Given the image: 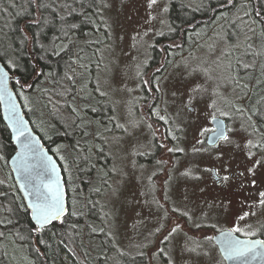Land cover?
I'll list each match as a JSON object with an SVG mask.
<instances>
[{
  "label": "snow or ice",
  "instance_id": "1",
  "mask_svg": "<svg viewBox=\"0 0 264 264\" xmlns=\"http://www.w3.org/2000/svg\"><path fill=\"white\" fill-rule=\"evenodd\" d=\"M24 3L22 11L10 13L17 7L15 0H0V161L4 167L11 162V171L0 178V264L9 258V245L13 253L25 246L30 252L20 260L13 255L9 264H56L53 257H59V264L264 261V239L256 238L264 235V223L254 227L250 222L259 219L253 209L264 210V0H199L195 5L179 0L184 16L178 23L170 17L176 0H143L146 15L136 21L134 34H127L119 20L133 0ZM194 12L209 16L211 33L207 24L195 22ZM9 16L24 19L13 26ZM124 18L132 21L130 13ZM99 25L104 26L105 40L93 41L84 27L100 32ZM126 34L127 53L121 47ZM101 43L104 50L93 72V60L85 52ZM186 43L195 45L187 56ZM117 48L133 62L126 70L118 67ZM150 51L160 56L154 68ZM118 76L135 80V87H113ZM117 91L142 93L133 97L136 103L123 116L117 113L120 101L111 99ZM103 101L111 114L88 119L87 113H99L95 105ZM169 109L174 110L171 116ZM136 112H142L141 119H133ZM152 117L168 126L166 135L157 137ZM191 124L197 125L191 152H207L195 146L207 142L215 149V159L224 162L219 169H204L213 173V183L224 195L194 208L188 207L192 201L187 192L173 199L168 160L157 159L160 167L145 183L146 165L134 159L154 154L141 151L144 128L162 156L184 154L181 142ZM34 126L42 136L34 134ZM77 133L79 138L70 144L43 143L53 135ZM238 152L244 159L234 169ZM97 156L108 157L106 164L112 166L98 168ZM160 173L165 177L157 195L153 177ZM180 176L201 179L191 168ZM133 180L141 189L129 199L125 192ZM233 187L246 193L239 201L242 211L231 227L219 229L208 221L213 214L228 212ZM93 217L103 226L89 223Z\"/></svg>",
  "mask_w": 264,
  "mask_h": 264
},
{
  "label": "rangeland",
  "instance_id": "2",
  "mask_svg": "<svg viewBox=\"0 0 264 264\" xmlns=\"http://www.w3.org/2000/svg\"><path fill=\"white\" fill-rule=\"evenodd\" d=\"M199 3V0H193V4ZM131 14L132 21L129 22L125 20V16L128 14ZM112 15H115V11L112 13ZM146 15L144 10V3L143 0H133V3L129 4L121 13L119 20L124 25L127 34H134L132 32L133 27H138V24L136 21L140 20L142 17ZM206 25L205 23L201 24L200 26L203 27ZM209 27L207 31L211 33L212 27L214 25L207 24ZM158 28L160 25H156ZM117 31H120V29H117ZM126 34L125 40L123 41L121 47L123 48L124 52L127 53L130 51L129 44L130 41L128 39V35ZM190 47L184 51V55L187 56L189 51H193L195 49L194 44H189ZM104 50V49H103ZM148 55H151V51L147 53ZM198 54V53H194ZM105 57L108 59H112V57H108V54L104 53ZM131 55L134 56L136 53L134 51L131 52ZM115 56L120 57L118 61V67L120 70H126V65H131L133 62L130 59V57L126 55H122L121 48H117L115 52ZM143 58V57H141ZM103 63H107V59L104 60ZM132 75V72L129 71V76ZM135 80L129 79L127 77H117V80L113 84V87L119 89L123 87L124 84L127 85L129 88L135 87ZM142 95L140 92H133L131 95H129L127 92L124 91H117L112 94L111 99L113 101H120L119 106L117 107V113L121 116L125 115L127 112V107H130L131 104H135L136 100L133 99V97L139 98V96ZM139 107V105H138ZM159 107L161 108V114H165L163 112L164 104L160 102ZM99 113H101L102 116H106V113H109L108 106L106 104L102 105L98 108ZM173 109H169V115L171 116ZM66 114V113H65ZM142 112H136L133 116V119H141ZM156 120V119H155ZM153 118H151V122H153L157 128V137H159L161 134L167 133V127L163 124V122L155 121ZM123 122V120H121ZM228 126L233 125V121L227 120ZM211 126V125H208ZM116 135H120V132L118 130H114ZM197 135V125L191 124L187 129V136L186 139H184L181 142V146L185 148V153H176L174 156L172 154H163L162 156V150L158 148H152L151 143H149L150 140V132L148 129L144 128L142 129V132L140 134V143L142 145L141 151H144L146 153L151 152L154 153L153 155H145V156H136L134 159L136 160L137 165L145 164L146 170L142 173V177L144 179V182L146 183V178L148 175L151 174L152 171L157 170L160 166L156 164V160L163 158L165 160H168L167 165L165 167L167 169H170L172 171L173 175V181L171 184V191L173 199L180 200L181 194L187 192L191 199V203H188V207L194 208L196 204H199L203 206L204 201L207 200L209 203L217 202L216 198L222 197L224 195L223 192L213 183L214 175L212 172H206L204 171L205 168H221V164L224 162L217 161L215 159L214 153L215 149L209 146L207 143H205L203 146L201 145H195L196 147H204L207 148L208 151L204 153H198L193 154L191 152V148L194 145V137ZM147 138V139H146ZM237 139H242V134L236 133ZM96 143V141H93ZM170 145L171 142L169 141ZM107 151V150H106ZM149 158H148V157ZM146 157L148 159H146ZM171 157V159H169ZM243 153L238 152L236 155V160L232 161L233 168L235 169L236 165L243 161ZM108 157L105 156H99V162L103 164V161H107ZM147 162H146V161ZM178 161V163L176 162ZM117 164L121 163V161L117 160L115 161ZM107 167L110 168L112 166L111 163H107ZM173 164H175V167H173ZM242 166V165H241ZM186 168H191L193 170V174L196 176H200V180H193V179H185L180 176V173L185 171ZM7 173L4 171L1 161H0V178H3ZM137 175H141L139 168L137 169ZM165 177V173H160L156 177H153L154 181L157 185V195H159V183L162 182V180ZM141 189V185L138 184L135 180H133L129 185L125 192V195L132 199L134 196L138 195L139 190ZM203 189V191H201ZM232 199L233 203L229 206V210L227 213H224L217 217L215 214H213L208 221L209 223H216L217 228L224 229L231 227V221L235 218V215L240 213L242 211L239 201L243 198L246 193H240L235 187L231 189V191L228 193ZM253 211L258 212V218H252L250 221L254 227H258L259 223H264V210H257L253 209ZM131 213H129V223H131ZM99 220L94 223L96 227L99 228L101 220L99 217H97ZM151 223H149V227H151ZM208 234H211V229H208ZM9 252V259L15 255L16 260H20V258L23 255H29L30 253L25 249L22 252L13 253L12 246L9 245L8 247ZM221 257H217V259H220ZM67 263V262H66ZM12 264H15V261H12Z\"/></svg>",
  "mask_w": 264,
  "mask_h": 264
},
{
  "label": "trees",
  "instance_id": "3",
  "mask_svg": "<svg viewBox=\"0 0 264 264\" xmlns=\"http://www.w3.org/2000/svg\"><path fill=\"white\" fill-rule=\"evenodd\" d=\"M15 2H16V4H17V7H16V9H9V12L11 13V12H13V11H22V8H21V5L23 4V7H27V4L26 3H24V0H15ZM57 2H59V0H57ZM5 4H7V0H5ZM193 15H195V17H196V20H195V22L197 23V24H199V25H201V24H203V23H205V24H211V22H210V19H209V16H205V15H203V13H201V12H194L193 13ZM210 15V14H209ZM184 16V12H183V10L179 7V0H176V6L174 7V9H173V11L170 13V17H171V19L173 20V21H175V22H179V20L177 19L178 17H183ZM8 19H10L11 20V23L13 24V26H15L18 22L19 23H22V21H23V19H24V17H11V16H9L8 17ZM97 23L99 24V18H97ZM212 25V24H211ZM100 26V28H101V31L100 32H95L94 30H92L89 26H85L84 27V33H86V34H88V33H90L91 35H90V38H91V40H93V41H95V40H99V41H104L105 40V34H104V31H103V25H99ZM6 31H8V29H6ZM11 34V33H10ZM158 39H160V38H158ZM190 47V45L188 44V43H186L185 44V50H187L188 48ZM159 48V45H157V49ZM103 49H104V47H103V43H101L100 45H95V44H93L92 46H91V48H89V49H87L86 50V52H85V55H86V57H90L92 60H93V64L91 65V67H92V70H93V72H95V64H94V62L97 60V59H99L100 58V52H103ZM96 53V55L95 56H93V53ZM151 56L152 57H155V59L154 60H152L150 63H151V67H155L156 66V64L159 62V59H160V56H159V53H158V51H155V52H153V51H151ZM93 80H94V77H93ZM93 85L92 84H90L89 85V87L91 88ZM102 98H100L99 96H97V100H101ZM104 104H106L107 106H108V109L110 108V105L108 104V102L107 101H103V103L102 104H96L95 106L97 107V108H99V107H101L102 105H104ZM67 114V113H66ZM107 115L108 114H111L110 112L109 113H106ZM31 120H36V116H30L29 117ZM87 118L88 119H93V120H95V119H102V118H104V116H102L101 115V113H91V112H88L87 113ZM154 120L156 119L155 117H152ZM156 121V120H155ZM53 123H55V121H53ZM0 127H2V125H0ZM57 128H60V125H57ZM34 129H35V131L40 135V136H42L43 135V133L39 130V128H36L35 126H34ZM60 130L61 131H63V129L62 128H60ZM167 134V133H166ZM4 135L6 136L7 135V133H4ZM79 138V135H78V133L77 134H74V135H68V136H64V135H53L52 136V141H48V140H44L43 142L47 145V146H49V147H54L55 146V144H60V143H64V144H70V143H72L73 142V140H75V139H78ZM53 141L55 142V144L53 143ZM94 143V142H93ZM11 145L9 146V151H11ZM13 154V153H12ZM93 159H94V161L95 160H98L99 161V156H97V157H93ZM104 163L103 164H101L100 162L97 164V167L99 168V167H101V166H106V168H108L107 167V165L108 164H106V162L105 161H103ZM1 164H2V167H3V169H4V171L6 172V173H8V172H10L11 171V168H10V166H8V167H4V164H3V162L1 161ZM85 178H87V177H85ZM77 183H78V181H77ZM99 219L97 218V217H93V218H91L90 220H89V223H92V224H94V223H96V221H98ZM101 220V219H100ZM103 225L100 223V226L99 227H102ZM263 237H264V235H262ZM26 247V250L29 252V250H28V248H27V246H25ZM30 253V252H29ZM55 260H56V264H59V257H53ZM2 264H9V258L8 259H3L2 260ZM67 264V263H66Z\"/></svg>",
  "mask_w": 264,
  "mask_h": 264
},
{
  "label": "water",
  "instance_id": "4",
  "mask_svg": "<svg viewBox=\"0 0 264 264\" xmlns=\"http://www.w3.org/2000/svg\"><path fill=\"white\" fill-rule=\"evenodd\" d=\"M222 119H224V118H222ZM225 123L227 124V120H225ZM227 125H228V124H227ZM34 134L37 135V136H40V135L35 131V129H34ZM43 143H44V142H43ZM13 155H14V153H13ZM9 166H10V168H11V162H10V161H9ZM224 229H227V228H224ZM256 238H257V239H264L263 237H259V236H257ZM225 264H231V262L225 261ZM248 264H264V261L250 260V261L248 262Z\"/></svg>",
  "mask_w": 264,
  "mask_h": 264
},
{
  "label": "flooded vegetation",
  "instance_id": "5",
  "mask_svg": "<svg viewBox=\"0 0 264 264\" xmlns=\"http://www.w3.org/2000/svg\"><path fill=\"white\" fill-rule=\"evenodd\" d=\"M166 127H168V126H166ZM147 157H148V156H147ZM147 157H146V159L149 158V157H148V158H147ZM145 161H146V160H145ZM146 162H147V161H146ZM159 186H160V183H159ZM258 236H259V237H263L262 235H258ZM263 238H264V237H263Z\"/></svg>",
  "mask_w": 264,
  "mask_h": 264
},
{
  "label": "bare ground",
  "instance_id": "6",
  "mask_svg": "<svg viewBox=\"0 0 264 264\" xmlns=\"http://www.w3.org/2000/svg\"><path fill=\"white\" fill-rule=\"evenodd\" d=\"M172 143V142H171ZM207 143V142H206Z\"/></svg>",
  "mask_w": 264,
  "mask_h": 264
}]
</instances>
